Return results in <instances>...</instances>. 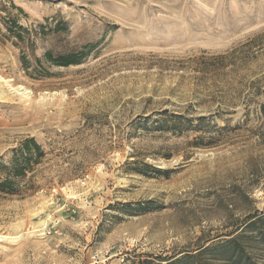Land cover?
Returning a JSON list of instances; mask_svg holds the SVG:
<instances>
[{
	"label": "rangeland",
	"instance_id": "rangeland-1",
	"mask_svg": "<svg viewBox=\"0 0 264 264\" xmlns=\"http://www.w3.org/2000/svg\"><path fill=\"white\" fill-rule=\"evenodd\" d=\"M26 137L0 264H165L264 213V0H0V181Z\"/></svg>",
	"mask_w": 264,
	"mask_h": 264
},
{
	"label": "trees",
	"instance_id": "trees-1",
	"mask_svg": "<svg viewBox=\"0 0 264 264\" xmlns=\"http://www.w3.org/2000/svg\"><path fill=\"white\" fill-rule=\"evenodd\" d=\"M20 9V8H18ZM17 28H22L15 24ZM10 31V29H8ZM17 37H20L17 35ZM90 46H84L89 49ZM86 54L69 53L57 57L54 63L59 66L75 65ZM45 58L51 59L50 53ZM13 158L6 168L0 181V192L15 194L18 192L19 178L31 172L41 155V147L32 137H26L18 142L12 150ZM231 230L211 237L201 234L196 239L192 250H184L173 254L165 260V264H208L209 261H221L223 264H264V213L254 210L244 217L233 219L228 227ZM180 255V256H178Z\"/></svg>",
	"mask_w": 264,
	"mask_h": 264
},
{
	"label": "bare ground",
	"instance_id": "bare-ground-1",
	"mask_svg": "<svg viewBox=\"0 0 264 264\" xmlns=\"http://www.w3.org/2000/svg\"><path fill=\"white\" fill-rule=\"evenodd\" d=\"M20 88H23V87H21V86H20ZM25 93L29 94L30 92H29V91H27V92H25Z\"/></svg>",
	"mask_w": 264,
	"mask_h": 264
}]
</instances>
